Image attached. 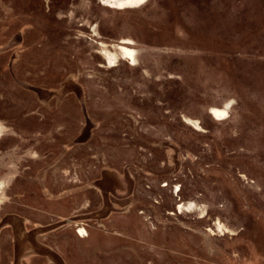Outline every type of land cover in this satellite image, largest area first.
Wrapping results in <instances>:
<instances>
[{
  "label": "rangeland",
  "instance_id": "1",
  "mask_svg": "<svg viewBox=\"0 0 264 264\" xmlns=\"http://www.w3.org/2000/svg\"><path fill=\"white\" fill-rule=\"evenodd\" d=\"M120 1L0 0V264H264V0Z\"/></svg>",
  "mask_w": 264,
  "mask_h": 264
},
{
  "label": "crops",
  "instance_id": "2",
  "mask_svg": "<svg viewBox=\"0 0 264 264\" xmlns=\"http://www.w3.org/2000/svg\"><path fill=\"white\" fill-rule=\"evenodd\" d=\"M10 218H12L15 222L21 223V230H19V235H18L19 238L18 245L20 249L18 251L19 253H17L19 255V257H17V262L23 261L24 257L29 253L35 256L38 255V256L47 257L51 261L54 260L53 257L57 255L56 253L50 250L48 251L45 248L46 247L45 245L41 243L38 244L36 241H34V238L30 237L33 231L35 230L37 231L39 229L38 227L32 231H27L24 227V225L26 224V221L24 219L16 215H11ZM14 221H9V222L14 223ZM22 255H24V257ZM22 258L23 260H21Z\"/></svg>",
  "mask_w": 264,
  "mask_h": 264
},
{
  "label": "bare ground",
  "instance_id": "3",
  "mask_svg": "<svg viewBox=\"0 0 264 264\" xmlns=\"http://www.w3.org/2000/svg\"><path fill=\"white\" fill-rule=\"evenodd\" d=\"M149 0H126L124 3H119L117 6H115V8L120 9V10H124L127 9L128 7L131 8V6H140L143 5L145 3H147ZM122 2V0L120 1ZM136 7V8H137ZM126 42V41H125ZM127 51V50H126ZM128 54L130 55L132 52L127 51ZM133 57V56H132ZM213 115L216 119L218 120H222L223 116L225 115L223 112L218 111V110H214ZM80 235V233H79ZM81 237V236H80Z\"/></svg>",
  "mask_w": 264,
  "mask_h": 264
},
{
  "label": "built area",
  "instance_id": "4",
  "mask_svg": "<svg viewBox=\"0 0 264 264\" xmlns=\"http://www.w3.org/2000/svg\"><path fill=\"white\" fill-rule=\"evenodd\" d=\"M77 233H78V230H77Z\"/></svg>",
  "mask_w": 264,
  "mask_h": 264
}]
</instances>
